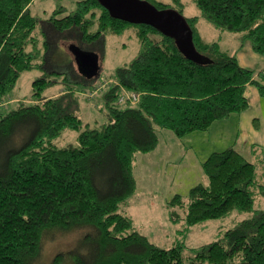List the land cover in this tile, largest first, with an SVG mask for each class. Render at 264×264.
Listing matches in <instances>:
<instances>
[{
  "label": "trees",
  "instance_id": "obj_1",
  "mask_svg": "<svg viewBox=\"0 0 264 264\" xmlns=\"http://www.w3.org/2000/svg\"><path fill=\"white\" fill-rule=\"evenodd\" d=\"M31 1L0 0V105L21 72L43 65L37 52L26 50L39 22L29 11ZM148 1L183 15L182 0ZM195 1L202 18L240 33L264 54V0ZM184 17L198 59L184 55L172 37L151 25L113 17L99 0H80L74 12L50 18L56 31L75 28L87 42L134 25L141 48L106 84L107 121L101 125L80 118L78 94L66 76L62 92L43 97L56 82L54 71L33 81L31 99L0 114V264H264V210L255 207L264 195V164L248 160L234 146L202 163L206 184L166 203L176 234L235 210L250 213L193 254H185L179 242L170 247L152 242L128 210L136 189L135 154L154 149L161 129L178 137L207 130L247 108L250 83L264 95V73L240 65L219 41H205L198 16ZM123 89L140 93L138 102L119 104ZM66 129L78 132L76 143L56 145L54 139ZM73 231L80 234L71 248L42 260L47 238Z\"/></svg>",
  "mask_w": 264,
  "mask_h": 264
},
{
  "label": "rangeland",
  "instance_id": "obj_2",
  "mask_svg": "<svg viewBox=\"0 0 264 264\" xmlns=\"http://www.w3.org/2000/svg\"><path fill=\"white\" fill-rule=\"evenodd\" d=\"M80 0H32L29 5L30 13L38 18L39 22L32 32V40L28 43L26 50L37 52V61L43 63L41 67H35L21 72L15 87L10 91L7 98L8 101L4 105H0V114L15 108L20 101H27L32 98L33 81L43 74L54 71L51 79L56 82L51 83L42 93L43 97L51 96L62 91L69 82L77 91L79 98L78 115L85 123L91 126L100 125L107 121L106 109L103 106V90L108 86V82L115 80L116 70L118 67L128 64L137 56L141 48L139 39L136 34V27L130 25L123 33L114 34L106 33L99 39L87 42L81 39L79 32L73 28L67 32H58L53 27L50 18L63 17L74 12ZM172 3L171 0H153ZM184 3L183 15L193 16L200 15V11L195 0H182ZM56 11V12H54ZM55 13V14H53ZM199 25L202 28L205 38H216L215 28L206 22L202 17L199 19ZM209 27L210 29H208ZM95 26L91 27L94 31ZM154 39H159L158 35L153 34ZM48 41V46L44 42ZM247 43H252L247 40ZM78 47L82 50L95 53L99 57L98 73L93 77L86 76L75 59L74 49ZM244 53H249V49H244ZM256 52V51H255ZM260 57L264 54L259 53ZM66 76L67 82H64ZM78 79V81H74ZM69 80V81H68ZM93 93V96H90ZM100 105V106H98ZM103 106V108H101ZM98 107V108H97ZM76 130L66 129L61 135L54 139V143L58 146H66L77 141ZM162 133L160 134V136ZM140 152H136L134 158L133 174L136 181L138 180V189L145 190L144 183L145 173L137 170L136 166L141 164ZM139 155V156H138ZM247 156V155H246ZM156 156H154V159ZM137 189V190H138ZM183 195V193H179ZM132 197L129 198V201ZM256 208L264 210V195L256 198ZM167 208V207H166ZM130 211V207H129ZM165 217L162 215L161 220L158 216L153 220L162 223L159 226H151L149 228L154 233L159 232L161 239L154 241L155 244L162 247H170L177 242L184 244L185 254L191 255L200 246L217 239L224 229L231 228L237 224L239 220L246 216H250L248 212L233 211L225 218L211 219L197 223L189 227L185 234H176V227L172 223L168 210ZM166 218L175 227L174 234L164 237V232L168 230ZM152 220V221H153ZM137 224V223H136ZM143 233L144 229L141 225H136ZM167 228V229H166ZM79 231L69 233H56L52 238H47L43 245L42 260L50 261L56 252L71 248L79 236ZM154 235V234H153ZM209 264V263H205Z\"/></svg>",
  "mask_w": 264,
  "mask_h": 264
},
{
  "label": "crops",
  "instance_id": "obj_3",
  "mask_svg": "<svg viewBox=\"0 0 264 264\" xmlns=\"http://www.w3.org/2000/svg\"><path fill=\"white\" fill-rule=\"evenodd\" d=\"M193 16L199 17L196 26L205 41H219L221 48L234 54L240 65L254 70L256 74L264 73L263 57L254 51L247 40H242L240 33L220 30L203 18L216 30L215 39L205 38L199 25L201 16ZM245 48L250 52L244 53ZM245 94L248 99L245 110L234 112L226 119L214 121L207 130L193 131L182 137L176 136L171 130L161 129L158 132L157 146L151 151L139 153L141 164L135 169L136 172L139 170L145 173L142 184L145 190L138 189L137 180L128 210L130 207L129 213L134 224L141 225L144 234L152 242L161 237L159 232L155 234L149 225L162 224L153 219L158 216L161 220L162 215L165 217L167 201L175 194H187L189 189L198 183L208 182L202 163L211 153L234 146L248 160L264 164V95L251 83L246 86ZM88 124L90 125L89 122ZM166 222L169 228L164 232V237L174 234L175 228L168 218Z\"/></svg>",
  "mask_w": 264,
  "mask_h": 264
},
{
  "label": "water",
  "instance_id": "obj_4",
  "mask_svg": "<svg viewBox=\"0 0 264 264\" xmlns=\"http://www.w3.org/2000/svg\"><path fill=\"white\" fill-rule=\"evenodd\" d=\"M113 17L132 23H145L172 37L179 50L189 58L198 59L192 31L185 17L175 9H159L148 0H99ZM75 59L82 72L93 77L98 73L99 57L76 47Z\"/></svg>",
  "mask_w": 264,
  "mask_h": 264
},
{
  "label": "built area",
  "instance_id": "obj_5",
  "mask_svg": "<svg viewBox=\"0 0 264 264\" xmlns=\"http://www.w3.org/2000/svg\"><path fill=\"white\" fill-rule=\"evenodd\" d=\"M90 96H93V93H91ZM139 98H140V93L123 89L117 99V102L119 104H124L128 102L135 104L138 102Z\"/></svg>",
  "mask_w": 264,
  "mask_h": 264
}]
</instances>
